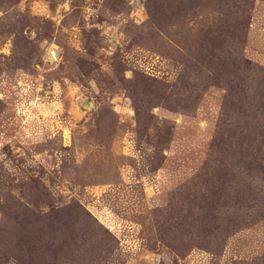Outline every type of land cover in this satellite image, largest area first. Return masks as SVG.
Here are the masks:
<instances>
[{
  "label": "rangeland",
  "instance_id": "1",
  "mask_svg": "<svg viewBox=\"0 0 264 264\" xmlns=\"http://www.w3.org/2000/svg\"><path fill=\"white\" fill-rule=\"evenodd\" d=\"M0 264H264V0H0Z\"/></svg>",
  "mask_w": 264,
  "mask_h": 264
},
{
  "label": "water",
  "instance_id": "2",
  "mask_svg": "<svg viewBox=\"0 0 264 264\" xmlns=\"http://www.w3.org/2000/svg\"><path fill=\"white\" fill-rule=\"evenodd\" d=\"M52 54L54 55V52H52Z\"/></svg>",
  "mask_w": 264,
  "mask_h": 264
}]
</instances>
